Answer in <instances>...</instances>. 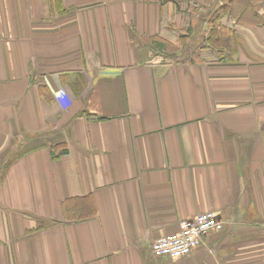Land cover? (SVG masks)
<instances>
[{"label":"crops","instance_id":"obj_1","mask_svg":"<svg viewBox=\"0 0 264 264\" xmlns=\"http://www.w3.org/2000/svg\"><path fill=\"white\" fill-rule=\"evenodd\" d=\"M229 2L0 0V264H264V0L232 1L235 51L154 60ZM205 211L224 228L153 255Z\"/></svg>","mask_w":264,"mask_h":264},{"label":"trees","instance_id":"obj_2","mask_svg":"<svg viewBox=\"0 0 264 264\" xmlns=\"http://www.w3.org/2000/svg\"><path fill=\"white\" fill-rule=\"evenodd\" d=\"M167 1L170 0H161L162 3H166ZM174 2H176L175 5H178L179 2H183L182 0H172ZM187 2H192V0H184ZM209 0H205V2H207ZM232 1L234 0H230V2L228 4H223L220 5L218 7H216L213 11H211L212 13L209 15L208 19H207V37L205 38L204 42L199 43V45L197 46L195 55L194 53H192V55L189 57V59H194L195 57H198L199 53H200V49L205 48V47H211L213 48L215 51L219 50L221 53L225 50L228 49L229 52L235 51L237 49L236 47V41L235 40V33L234 30L232 31V29L228 28V26H226L225 24H223V17L226 14H229L231 12V4ZM180 4V3H179ZM199 13H197L198 15ZM167 28L172 29L171 25H168ZM186 29H184V31H182V35L179 37V42H181L183 44V46L179 47H185L186 46V41L185 40H189L190 37V29L187 30V32H185ZM160 41L161 46L160 48L164 49V52H168V49L166 48V43L164 42L165 40L162 38H158L157 37H153L152 38V45L156 46L157 42ZM185 45V46H184ZM187 48V47H185ZM197 53V54H196ZM44 88H46V86H44L43 84L41 85ZM63 146V147H61ZM54 149H58L59 153L61 154H66L68 152V150L64 147L63 144H57L53 146ZM74 202L77 203V205L74 207V216H75V220L77 221H84V220H89L92 219L96 216V204L95 201L92 197V195L89 196H85L84 198H71L67 200V204H69L70 202ZM81 204L83 209H80L79 205Z\"/></svg>","mask_w":264,"mask_h":264},{"label":"built area","instance_id":"obj_3","mask_svg":"<svg viewBox=\"0 0 264 264\" xmlns=\"http://www.w3.org/2000/svg\"><path fill=\"white\" fill-rule=\"evenodd\" d=\"M223 228L224 223L215 212H202L192 218L182 220L178 231L163 235L156 240L152 244L153 255L171 259L187 257L201 246L207 233Z\"/></svg>","mask_w":264,"mask_h":264},{"label":"rangeland","instance_id":"obj_4","mask_svg":"<svg viewBox=\"0 0 264 264\" xmlns=\"http://www.w3.org/2000/svg\"><path fill=\"white\" fill-rule=\"evenodd\" d=\"M179 3L180 4H178L179 6L177 7V9H179V7L181 9V6H182V9H183L182 11H178V12L182 13V15H181V23H182L184 20L186 22L188 21V18H189L188 17V13L193 9V6L195 7V5L204 4L205 2H203V0H192V3H193V4H191L192 5V7H191L192 9H188L187 6H189L190 4L187 3V2H179ZM188 10H189V12H188ZM184 25H186V24H184ZM184 27L186 28L187 25L184 26ZM185 32H187V30ZM201 32L202 31H200V29H195L194 28L192 33H190L189 40H185L186 41L185 42L186 46L185 45L184 46L187 47V48H185V47L179 48V47L183 46V44L181 42H179V37L182 35L180 30L178 32V35L176 36V42L175 43H173V42L169 41L168 39L164 38V40L166 41L165 43H166V48L168 49V52L162 53L160 58L154 57V60L172 61V60H177L178 58L186 59L188 56L190 57L192 55V53H194V55H195L196 50H194V47H196L200 43V41L202 43L203 40H205V36L206 35L204 36L203 33H201ZM184 51H187V52H190V53L184 54Z\"/></svg>","mask_w":264,"mask_h":264}]
</instances>
